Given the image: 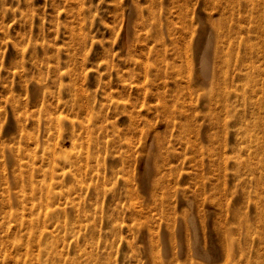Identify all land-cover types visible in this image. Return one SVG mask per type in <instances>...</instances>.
<instances>
[{"label":"rangeland","instance_id":"1","mask_svg":"<svg viewBox=\"0 0 264 264\" xmlns=\"http://www.w3.org/2000/svg\"><path fill=\"white\" fill-rule=\"evenodd\" d=\"M263 59L264 0H0V264H264Z\"/></svg>","mask_w":264,"mask_h":264},{"label":"bare ground","instance_id":"2","mask_svg":"<svg viewBox=\"0 0 264 264\" xmlns=\"http://www.w3.org/2000/svg\"><path fill=\"white\" fill-rule=\"evenodd\" d=\"M249 2V1H248ZM247 3V2H246ZM251 4V3H250ZM221 7V6H220ZM255 8H257V7H255ZM244 22V21H243ZM205 29V28H204ZM203 29V30H204ZM211 29V28H210ZM236 29V28H235ZM206 30V29H205ZM258 34V33H257ZM256 34V35H257ZM211 36V35H210ZM259 36V35H258ZM212 37V36H211ZM213 39V38H212ZM210 40H209V43H208V45H210ZM212 44H213V42H212ZM235 46V45H234ZM205 49V48H204ZM203 49V52H201L202 53V55H200L201 56V62H200V66H199V71H200V75H202L204 78L202 79V76H200L201 77V79H199L200 81H204V79H206V77L208 76V74H210L209 73V63H208V59H209V56H210V52H209V47L208 48H206L205 50ZM217 54V53H216ZM221 54V53H220ZM232 54V53H231ZM254 54H255V52H254ZM263 55V54H262ZM218 56V55H217ZM231 56V55H230ZM254 55H252V57H253ZM261 57V56H260ZM257 59H258V56L256 57ZM255 58V59H256ZM259 59H261V58H259ZM210 60V59H209ZM264 60V59H263ZM197 63V62H196ZM209 64V65H208ZM249 69V68H248ZM261 73V72H260ZM259 73V74H260ZM245 74H247V73H245ZM263 74H261V76H262ZM244 76H246V75H244ZM250 77H251V75H250ZM208 78V77H207ZM258 78V77H257ZM261 78V77H260ZM251 79V78H250ZM258 80V79H257ZM260 80V79H259ZM258 80V81H259ZM256 81V80H255ZM257 82V81H256ZM255 82V83H256ZM249 83V82H248ZM251 83V82H250ZM249 83V84H250ZM264 85V84H263ZM250 86V88H251V85H249ZM238 87H239V85H238ZM260 87V86H259ZM241 88H242V86H241ZM220 89V88H219ZM238 89V88H237ZM249 90H251V89H249ZM261 90V89H260ZM241 91H242V89H241ZM252 91V90H251ZM238 92V91H237ZM264 92V91H263ZM257 93V92H256ZM240 94V93H239ZM261 94V93H260ZM236 96H237V94H235ZM235 95L233 96V97H235ZM244 95V93L243 94H241V95H239L240 97H238L237 96V98H236V100L234 99V101H237L238 99H241V97ZM212 97V96H211ZM230 98V97H229ZM253 98V97H252ZM215 99V98H214ZM243 99H244V97H243ZM242 99V100H243ZM257 99V98H256ZM261 99H259L258 101H260ZM255 102H256V100H255ZM255 102H254V104H255ZM236 103V102H235ZM238 103V102H237ZM244 103V102H243ZM242 103H240V105H241ZM232 105V104H231ZM230 105V106H231ZM248 106V105H247ZM234 107V106H233ZM256 107V106H255ZM247 110H250L249 108H247ZM230 111V110H229ZM228 112V111H227ZM234 112V111H233ZM247 112V111H246ZM230 113H232V112H230ZM235 113H237L238 114V112H235ZM242 113V112H241ZM250 113V112H249ZM236 114V115H237ZM241 116V115H240ZM235 117V116H234ZM249 117V116H248ZM253 117V116H252ZM236 118H237V116H236ZM242 118V117H241ZM239 120H240V118H239ZM252 120V119H251ZM235 121V120H234ZM238 121V120H237ZM250 121V120H249ZM253 121V120H252ZM251 121V122H252ZM248 122V121H247ZM261 122V121H260ZM237 123V122H236ZM244 123V122H243ZM250 124H252V123H249V125ZM249 125H248V127H249ZM250 127H251V125H250ZM253 127V126H252ZM256 127V126H255ZM250 129V128H249ZM251 131H252V129H250ZM235 132H237V131H235ZM255 132H256V130H255ZM262 133V132H261ZM237 134H238V132H237ZM255 135V134H254ZM247 137V136H246ZM256 138V137H255ZM236 140V139H235ZM238 141V140H237ZM241 144V143H240ZM259 144V143H258ZM239 149H240V147H239ZM264 151V150H263ZM263 156H264V154H263ZM258 157V156H257ZM87 158V157H86ZM264 158L262 159V166L264 167ZM64 163H67V164H71L72 163V160H65L64 161ZM75 163V162H74ZM57 167V166H56ZM56 167L54 168V169H56ZM240 168V167H239ZM242 169V168H241ZM67 173H70V171H68ZM243 175V174H242ZM72 176V175H71ZM74 176V175H73ZM257 181V180H256ZM144 185L147 183V180L145 179V180H143V182H142ZM53 187H50V189L48 190L47 189V197H48V199H50V200H53V198H54V192H53ZM263 193V192H262ZM258 194V193H257ZM258 196V195H257ZM263 201V200H262ZM261 201V202H262ZM255 204V203H254ZM258 204V203H257ZM263 205V204H262ZM261 206V205H260ZM260 209V208H259ZM259 212V211H258ZM49 214L50 215H53L54 214V212L53 211H50L49 212ZM45 229V228H44ZM43 231V230H42ZM195 232L196 231H194L193 233L195 234ZM196 234H198V233H196ZM48 235V234H47ZM52 235V234H51ZM42 236H43V233H42ZM45 239H46V237L44 238V240L43 241H45ZM262 241V240H261ZM260 241V242H261ZM258 242H259V239H258ZM43 243V242H42ZM259 244V243H258ZM257 244V245H258ZM261 244V243H260ZM259 244V245H260ZM195 245V244H194ZM254 245V244H253ZM258 247V246H257ZM257 247H256V249H257ZM193 248H195V247H193ZM225 248V247H224ZM196 249V248H195ZM255 249V250H256ZM259 249V248H258ZM262 249V248H261ZM263 250V249H262ZM195 251V250H194ZM198 251V250H197ZM248 252V251H247ZM258 252V251H257ZM256 252V253H257ZM225 253H226V255L227 256H242V254H243V252H242V250L240 249V246H233V247H227V248H225ZM42 254H45V251H42ZM254 254V253H253ZM259 254V253H258ZM46 256V255H45ZM51 261V260H50Z\"/></svg>","mask_w":264,"mask_h":264}]
</instances>
